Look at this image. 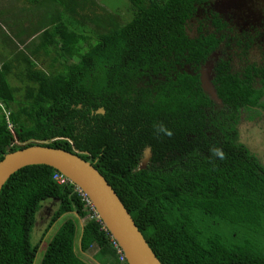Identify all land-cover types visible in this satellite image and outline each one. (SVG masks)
I'll use <instances>...</instances> for the list:
<instances>
[{"label": "trees", "instance_id": "16d2710c", "mask_svg": "<svg viewBox=\"0 0 264 264\" xmlns=\"http://www.w3.org/2000/svg\"><path fill=\"white\" fill-rule=\"evenodd\" d=\"M198 1L129 0L123 21L97 0H0V161L32 140L76 148L97 159L163 264H264V168L234 144L233 126H218L223 144L206 138L204 107L212 101L198 77L178 70L181 59L198 63L218 44L187 33ZM152 73L166 80L155 90L138 85ZM219 83V96L236 110L252 88L238 75ZM100 107L105 114L92 113ZM156 122L172 135H157ZM147 146L153 169L136 170ZM55 174L29 165L3 186L0 264L35 263L40 243L32 234L48 200L56 203L52 223L74 215L52 234L39 264H90L82 253L93 244L101 264H128L76 186Z\"/></svg>", "mask_w": 264, "mask_h": 264}, {"label": "flooded vegetation", "instance_id": "af4514ba", "mask_svg": "<svg viewBox=\"0 0 264 264\" xmlns=\"http://www.w3.org/2000/svg\"><path fill=\"white\" fill-rule=\"evenodd\" d=\"M198 2L196 3L197 10L191 18L186 20L187 33L192 38L201 37L203 40L209 35H213L218 44L209 51L205 60L198 63L181 59L178 62V70L198 77L203 91L212 101L211 106L204 107L208 121L206 123L208 126L206 138L218 144L220 138H223L218 126L221 123L228 128L233 126L234 133L230 135V138L233 136L234 144L244 146L248 156H251L254 162H258L264 168V158L262 157L264 150H260L259 147L251 148L245 142L247 140L244 139V141L242 137L245 132L252 135V133H258L259 130L261 132L260 141L264 145V0H224L223 2L202 0V2ZM253 4L257 5L256 13L252 12L253 8L250 9ZM206 48L209 49L208 46ZM226 74L238 75L246 85L252 86L248 96L242 102L244 104H240L237 110L225 102L218 93L217 86L222 78L227 76ZM150 75L143 76V79L139 78L138 85H150V88L155 90L158 87L156 81L166 80V76L161 73ZM212 85L217 90L220 101L211 96L209 89ZM156 93L154 91V94ZM259 93L257 101L252 103L250 100ZM101 109L104 108L100 107L92 113L105 114V109L104 112H101ZM71 141L74 144V141ZM225 141L226 139H222L219 142L223 144ZM148 150L147 163L144 168H138L142 159L147 156ZM230 152H232L231 149ZM84 153L88 154L87 151ZM152 156L151 147L144 148L137 165L138 170L148 167L153 169ZM89 160L91 163L97 161L92 157ZM155 164L159 165V163ZM55 209L56 203L48 200L38 212L39 218L47 225L46 227L50 225L48 231L55 224L52 223Z\"/></svg>", "mask_w": 264, "mask_h": 264}, {"label": "water", "instance_id": "95a60500", "mask_svg": "<svg viewBox=\"0 0 264 264\" xmlns=\"http://www.w3.org/2000/svg\"><path fill=\"white\" fill-rule=\"evenodd\" d=\"M209 90L211 96L220 101L217 90L213 85ZM101 112H104V109H101ZM13 134L16 137L15 131ZM23 145L18 150L5 153L0 161V192L7 180L21 168L40 164L51 166L88 195L105 227L113 238L118 241L128 264H163L150 247L116 190L90 160H86L79 155L82 151L54 148L45 145L42 140H32L30 145L28 142ZM148 155L149 150L138 168H144L149 158ZM76 215L78 216V214ZM38 218L39 213L37 214ZM79 221L81 231H83L86 218H79ZM98 250V245L93 244L84 253H93L94 255L91 256L94 258ZM95 261L97 264H101L96 259Z\"/></svg>", "mask_w": 264, "mask_h": 264}, {"label": "rangeland", "instance_id": "374dc122", "mask_svg": "<svg viewBox=\"0 0 264 264\" xmlns=\"http://www.w3.org/2000/svg\"><path fill=\"white\" fill-rule=\"evenodd\" d=\"M101 3V5L109 12H112V13H118L120 14L121 13V17H122V20L123 21H126V20H130V17H131V14L130 12L128 11L129 9V6L131 5L129 0H97ZM218 1H221L223 2L224 0H218ZM255 7H257V5L253 4L250 9H254L252 12L253 13H256L257 11L255 10ZM1 49V47H0ZM40 67L43 68L45 66H43L42 64H40ZM11 83L13 85H21L20 82H18L17 80L11 78ZM258 133H252V135L249 133V132H245L242 134V137H243V140H247L245 142H247V144L251 147V148H258L260 150H264V145H263V142L260 141V134L261 132L258 130L257 131ZM259 134V135H258ZM254 148V149H255ZM262 157L264 158V153L262 154ZM74 214H65L63 215L55 224L54 226L52 227V229H50V231L48 232H45L46 230V226L44 222H42L41 218H38L37 221H36V225L34 227V231H33V240L35 243H40V250L37 254V257L35 259V263L34 264H39L40 263V260H41V257H42V254L45 250V247L46 245L48 244V241L50 239V237L52 236V234L55 232V230L58 228V226L60 225V223L64 220V218L66 216H72ZM80 227H81V223H80ZM83 254V253H82ZM90 254V255H89ZM93 253H88V254H83L84 257L92 264H97L95 259L92 257ZM92 255V256H91Z\"/></svg>", "mask_w": 264, "mask_h": 264}, {"label": "built area", "instance_id": "2783aa9c", "mask_svg": "<svg viewBox=\"0 0 264 264\" xmlns=\"http://www.w3.org/2000/svg\"><path fill=\"white\" fill-rule=\"evenodd\" d=\"M54 179L56 181H58L59 183H67L68 179L66 176H64L63 174H55ZM79 193L81 194L83 201L85 202V207L87 212L89 213L88 216L90 218H94L95 220L99 221L102 223V228L104 230H106L108 233H110L108 231V229L105 227L100 215L97 212V209L95 207V205L93 204V202L90 200V198L88 197V195L86 193H84L81 189H78ZM113 245L118 249V252L121 254V259L122 260H126L125 254L122 250V248L120 247L118 241L116 239L113 238V236L110 234Z\"/></svg>", "mask_w": 264, "mask_h": 264}, {"label": "clouds", "instance_id": "9594fccd", "mask_svg": "<svg viewBox=\"0 0 264 264\" xmlns=\"http://www.w3.org/2000/svg\"><path fill=\"white\" fill-rule=\"evenodd\" d=\"M153 128L155 129V133L157 135H160V134H164V135H167V136H171L172 135V132L171 130L167 129L162 122H156L153 124ZM211 154L213 156H216V157H219L220 159H223L224 158V152L218 148V147H213L211 148ZM62 174V173H61ZM68 179V178H67ZM58 182V181H57ZM67 182H71L69 179ZM59 183V182H58ZM59 184H66V183H59ZM76 186V185H75ZM77 190L79 189L77 186H76ZM95 258V257H94ZM127 260V259H126Z\"/></svg>", "mask_w": 264, "mask_h": 264}]
</instances>
